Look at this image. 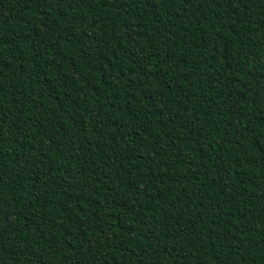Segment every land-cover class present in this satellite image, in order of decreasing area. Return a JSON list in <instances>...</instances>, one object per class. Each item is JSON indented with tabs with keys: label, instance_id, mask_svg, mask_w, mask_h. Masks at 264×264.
<instances>
[{
	"label": "trees",
	"instance_id": "1",
	"mask_svg": "<svg viewBox=\"0 0 264 264\" xmlns=\"http://www.w3.org/2000/svg\"><path fill=\"white\" fill-rule=\"evenodd\" d=\"M0 264H264V0H0Z\"/></svg>",
	"mask_w": 264,
	"mask_h": 264
}]
</instances>
